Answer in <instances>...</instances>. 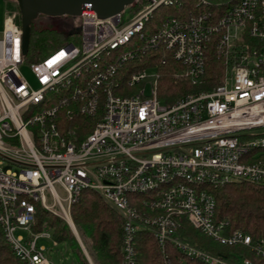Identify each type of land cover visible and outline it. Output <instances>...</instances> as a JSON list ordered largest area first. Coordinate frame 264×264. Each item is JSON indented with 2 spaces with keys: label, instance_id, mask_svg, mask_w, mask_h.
I'll return each mask as SVG.
<instances>
[{
  "label": "built area",
  "instance_id": "obj_1",
  "mask_svg": "<svg viewBox=\"0 0 264 264\" xmlns=\"http://www.w3.org/2000/svg\"><path fill=\"white\" fill-rule=\"evenodd\" d=\"M187 3L145 0L131 15L125 8L105 18L84 3L79 26L68 33L79 34L80 43L67 42L39 60L30 47L23 52L19 10L5 16L0 228L18 258L53 264L39 243L52 230L47 224L34 230L36 205L54 213L58 205L71 225V205L84 189L121 214L123 264H139V232L154 236L166 261L172 245L207 264H229L184 239L185 222L264 257V234L255 238L217 219L214 193L235 182L264 185V0H237L217 18L206 0L186 9ZM161 7L177 11L166 9L154 21ZM211 44L224 72L209 90L163 101L156 64L130 70L157 53L163 63L178 64L175 81L203 85ZM27 62L37 87L23 73ZM86 118L93 119L89 131Z\"/></svg>",
  "mask_w": 264,
  "mask_h": 264
},
{
  "label": "trees",
  "instance_id": "obj_2",
  "mask_svg": "<svg viewBox=\"0 0 264 264\" xmlns=\"http://www.w3.org/2000/svg\"><path fill=\"white\" fill-rule=\"evenodd\" d=\"M145 0H136L126 7L129 15L136 12ZM187 1L186 9L195 0ZM207 7L214 17H219L237 0H206ZM177 11L176 7H161L154 21H159L165 10ZM40 17H46L41 15ZM38 17V18H40ZM35 19L32 22L30 49L31 58L39 60L51 50L66 44V32L57 23H43ZM149 60L138 62L131 69H143L149 62L157 65L159 71V98L173 101L175 98L191 91L209 90L222 81L223 65L218 58L214 45H210L206 54V83L194 86L188 81H175L174 72L178 64L173 60L162 62L157 53L147 55ZM128 66H131L128 64ZM85 119V117H84ZM90 123L88 131L93 127V119L86 118ZM86 131V132H88ZM216 196L217 219H228L231 229H241L257 238L264 234V185L247 182L229 183L214 191ZM35 231H40L44 224L52 230L56 241H69L73 254L79 264H89L69 223L62 217L51 213L40 204L36 205ZM71 218L78 232L87 243L90 253L97 264H123V218L121 214L107 203L97 192L84 189L70 209ZM183 238L204 250L223 258L229 264H241L248 258L254 264H264V257L244 245H226L203 234L189 222L183 224ZM139 264H207L201 259L189 257L172 245H168L169 257L164 258L159 244L149 232L137 234ZM0 264H28L18 258L10 248L0 228Z\"/></svg>",
  "mask_w": 264,
  "mask_h": 264
},
{
  "label": "water",
  "instance_id": "obj_3",
  "mask_svg": "<svg viewBox=\"0 0 264 264\" xmlns=\"http://www.w3.org/2000/svg\"><path fill=\"white\" fill-rule=\"evenodd\" d=\"M20 13V22L23 30V52L27 53L30 47L32 22L41 15L47 18L57 19L62 16H68L72 19L78 17L82 11V5L87 2L93 4L94 10L100 17H108L122 12L125 8L133 4L136 0H15ZM78 31V29H77ZM73 231L80 241V244L89 257L83 243L79 238L76 226L71 223Z\"/></svg>",
  "mask_w": 264,
  "mask_h": 264
},
{
  "label": "rangeland",
  "instance_id": "obj_4",
  "mask_svg": "<svg viewBox=\"0 0 264 264\" xmlns=\"http://www.w3.org/2000/svg\"><path fill=\"white\" fill-rule=\"evenodd\" d=\"M17 9H18V5H17V2L15 0H0V32L3 29V23H4V19H5V16L7 15V13L12 12V11H16ZM66 17H68V16H66ZM38 20L43 22V23H55V22L57 23V21H59V20L51 19V18H47V17H40V18H38ZM79 23H80L79 16L75 17V19H73L72 23L70 25H67V26H62L59 22V26L62 27V29L67 34L65 42L71 41V42H75L76 44L80 43L81 38H80L79 34H77V33H75L74 35L68 34L70 32V30L72 29V27H74V28L78 27ZM31 53H32V51H31ZM22 70H23V73L25 74V76L31 82L32 86L37 87V82L35 80V77L31 73L28 62L26 64H24V66L22 67ZM156 71H157L156 69H148L147 73L149 75H151V74L155 73ZM130 92H132V91H130ZM149 93H150V84L147 87V94H149ZM158 93H159V90H158ZM158 97H159V94H158ZM177 98H175V99H177ZM56 188H57V190L61 196H65V192L59 184H56ZM48 203L49 204L53 203V200L49 197H48ZM55 210L57 211V213H54L52 211H50V212L64 218L68 222V220L66 219V217L64 216V214L62 213V210L60 209V207L58 205L55 206ZM69 225H70V223H69ZM70 227L73 231V228L71 225H70ZM76 229H77V227H76ZM19 232L22 234L28 235L27 231H19ZM73 233H74V231H73ZM78 234H79V238H80L81 242L83 243L85 250L89 254V257L91 258L93 264H97L93 255L90 253V250L88 249L87 243L84 242V239L81 237L79 232H78ZM74 235H75V233H74ZM75 237L77 238L76 235H75ZM77 240L80 244V241L78 238H77ZM39 243H42L47 247L46 255L48 256V258L51 260V262L53 264H79V262L77 261V259L75 258L74 254H73V251L71 249L69 241H66V240L65 241L64 240L63 241H56L52 237L51 239L42 238L39 240ZM80 246H81V244H80ZM81 248H82V246H81ZM83 252H84V250H83ZM84 254L86 255L85 252H84ZM86 258H87V255H86ZM87 260H88V258H87ZM88 262H89V260H88ZM89 264H90V262H89Z\"/></svg>",
  "mask_w": 264,
  "mask_h": 264
},
{
  "label": "flooded vegetation",
  "instance_id": "obj_5",
  "mask_svg": "<svg viewBox=\"0 0 264 264\" xmlns=\"http://www.w3.org/2000/svg\"><path fill=\"white\" fill-rule=\"evenodd\" d=\"M56 20H59V22H60V24H61L62 26L70 25V24L72 23V21H73L72 18H70V17H66V16H62V17H60V18H57Z\"/></svg>",
  "mask_w": 264,
  "mask_h": 264
},
{
  "label": "crops",
  "instance_id": "obj_6",
  "mask_svg": "<svg viewBox=\"0 0 264 264\" xmlns=\"http://www.w3.org/2000/svg\"><path fill=\"white\" fill-rule=\"evenodd\" d=\"M89 255V254H88Z\"/></svg>",
  "mask_w": 264,
  "mask_h": 264
}]
</instances>
